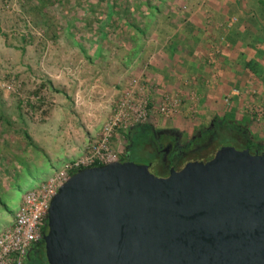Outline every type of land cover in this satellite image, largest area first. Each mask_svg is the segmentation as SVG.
Wrapping results in <instances>:
<instances>
[{"label":"water","instance_id":"1","mask_svg":"<svg viewBox=\"0 0 264 264\" xmlns=\"http://www.w3.org/2000/svg\"><path fill=\"white\" fill-rule=\"evenodd\" d=\"M245 120L259 148L223 145L165 175L130 159L126 135L146 120L125 127L115 159L74 170L52 195L45 264H264V142Z\"/></svg>","mask_w":264,"mask_h":264},{"label":"rangeland","instance_id":"2","mask_svg":"<svg viewBox=\"0 0 264 264\" xmlns=\"http://www.w3.org/2000/svg\"><path fill=\"white\" fill-rule=\"evenodd\" d=\"M36 1L0 0V112L4 124L43 123L57 103H65L61 92H66V102L77 108L79 97L84 94L81 85L85 81L115 94L112 110L131 87L132 80L145 84L154 102L151 120L168 118L181 130H189L190 123L197 120L200 129L213 119L230 114L228 101L207 96L211 77L217 71L210 65V72L200 76L186 74L162 86L141 77L138 67L132 69L135 73L124 77L126 83L121 86L120 80L110 77V73L94 69L103 64L91 63L99 59L115 64L122 56L128 58L135 46L149 50L146 59L152 60L156 54L152 49L177 33L185 22L194 18L210 23L222 8L230 11L229 5L223 4L224 0H80V3L71 0L56 8L55 5L45 7L41 12ZM231 16V22L238 20L236 14ZM51 22L59 25L54 34L49 28ZM129 46H132L130 51L127 50ZM216 46L218 44H214L215 49ZM215 51L206 53H209L207 61L210 64L216 61L218 52ZM85 61L90 64H83ZM178 82L179 85H174ZM165 94L179 100L176 111L167 117L158 115L156 110ZM192 109L197 111L196 115H190ZM123 130L117 131L112 140L111 147L116 153L128 144ZM96 139L87 141L84 150Z\"/></svg>","mask_w":264,"mask_h":264},{"label":"crops","instance_id":"3","mask_svg":"<svg viewBox=\"0 0 264 264\" xmlns=\"http://www.w3.org/2000/svg\"><path fill=\"white\" fill-rule=\"evenodd\" d=\"M223 4L231 10L222 8L210 23L189 15L190 22L152 49L156 53L152 60L146 59L149 50L135 46L128 58L122 56L115 64L99 59L91 63L103 64L94 69L110 73L121 86L126 83L124 77L138 67L141 77L162 86L186 74L203 75L212 66L217 71L207 96L228 101L232 119L246 123V107L257 105L264 96V0H224ZM231 14L238 20L231 22ZM214 44H218L217 50ZM210 50L218 52L213 64L207 61ZM81 87L84 94L77 108L66 102V92H61L65 103H57L43 123L4 124L0 112V231L11 225L27 190L82 155L87 141L99 138L115 94L86 81ZM251 91L253 94L248 93ZM250 127L253 138L264 142V122L255 121Z\"/></svg>","mask_w":264,"mask_h":264},{"label":"built area","instance_id":"4","mask_svg":"<svg viewBox=\"0 0 264 264\" xmlns=\"http://www.w3.org/2000/svg\"><path fill=\"white\" fill-rule=\"evenodd\" d=\"M132 82L129 90L118 99L111 115L103 123L99 138L89 142L82 155L70 160L40 185L22 195L11 225L0 231V264H22L26 250L33 242L38 241L45 231V213L52 195L71 172L115 159L117 153L112 150L111 145L116 132L123 130L129 122L147 120L154 104L149 97L150 90L143 83L136 80ZM248 93L253 94L252 91ZM178 106L177 98L165 94L156 110L167 117L171 116ZM246 112L255 121L264 119V96L257 105L246 107Z\"/></svg>","mask_w":264,"mask_h":264},{"label":"flooded vegetation","instance_id":"5","mask_svg":"<svg viewBox=\"0 0 264 264\" xmlns=\"http://www.w3.org/2000/svg\"><path fill=\"white\" fill-rule=\"evenodd\" d=\"M196 112L192 109L190 115H196ZM198 122L197 120L190 123L189 130H181L177 125L169 122L168 118H163L162 121L154 118L151 120L150 113L145 125L131 132V135L138 136L137 141L139 139L143 141L141 148L135 152L134 160L151 164L153 170L165 175L171 167L176 169L185 161L208 153L206 149L210 148L215 137L217 139L222 135L228 136L231 139L230 145L235 147H247L250 150L259 148V145L250 141L246 129L243 130L238 126L242 122H237L230 115L224 114L221 118L213 119L212 123L200 129ZM216 134L218 136H215ZM22 264H45L44 246L41 240L33 242L27 249Z\"/></svg>","mask_w":264,"mask_h":264},{"label":"trees","instance_id":"6","mask_svg":"<svg viewBox=\"0 0 264 264\" xmlns=\"http://www.w3.org/2000/svg\"><path fill=\"white\" fill-rule=\"evenodd\" d=\"M78 3H80L81 1L80 0H76ZM69 3V2H72L71 0H37L35 3L37 5V9L39 12H41L43 10V8L45 7H48V6H54L55 5V8L60 4V6H62L64 3ZM104 2L100 3V6L103 4ZM114 4V3H113ZM115 5V4H114ZM105 9H107V7H104ZM61 11H62V8H61ZM58 23L56 22H51L50 25H49V28L53 30V34L57 31V29L59 27V25H57ZM239 127H241L243 130L247 129L248 128V124L247 122L246 123H242L240 125H238ZM134 130V129H133ZM136 130V129H135ZM131 132L132 130L129 132L128 135H126L127 138H129L132 142V145L130 147V159L131 160H134L135 159V152L138 151L142 144H143V141L142 139L138 140L137 141V137L133 135H131ZM215 136H218L217 134ZM230 138L228 136H224L222 135V137L220 136L219 138L214 139V142L213 144L210 145V148L209 149H206V151H208V153L206 154H203V155H200V157H193V158H200V159H204V158H207L210 156V154H212L215 150H217L219 147L223 146V145H228L230 144Z\"/></svg>","mask_w":264,"mask_h":264}]
</instances>
